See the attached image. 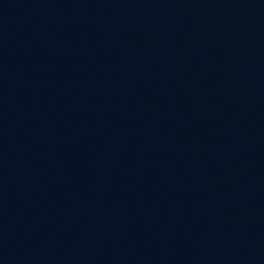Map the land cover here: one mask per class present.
Here are the masks:
<instances>
[{
    "label": "water",
    "instance_id": "obj_1",
    "mask_svg": "<svg viewBox=\"0 0 264 264\" xmlns=\"http://www.w3.org/2000/svg\"><path fill=\"white\" fill-rule=\"evenodd\" d=\"M0 264H264V0H0Z\"/></svg>",
    "mask_w": 264,
    "mask_h": 264
}]
</instances>
